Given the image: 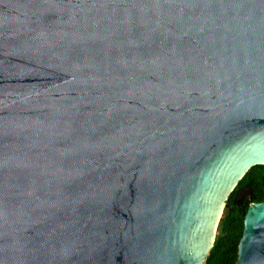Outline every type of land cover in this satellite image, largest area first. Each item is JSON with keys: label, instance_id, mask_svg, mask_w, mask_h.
<instances>
[{"label": "water", "instance_id": "water-1", "mask_svg": "<svg viewBox=\"0 0 264 264\" xmlns=\"http://www.w3.org/2000/svg\"><path fill=\"white\" fill-rule=\"evenodd\" d=\"M256 166L264 0H0V264H205Z\"/></svg>", "mask_w": 264, "mask_h": 264}, {"label": "trees", "instance_id": "trees-1", "mask_svg": "<svg viewBox=\"0 0 264 264\" xmlns=\"http://www.w3.org/2000/svg\"><path fill=\"white\" fill-rule=\"evenodd\" d=\"M264 202V166L251 168L231 193L205 264H235L243 219L252 203Z\"/></svg>", "mask_w": 264, "mask_h": 264}, {"label": "rangeland", "instance_id": "rangeland-1", "mask_svg": "<svg viewBox=\"0 0 264 264\" xmlns=\"http://www.w3.org/2000/svg\"><path fill=\"white\" fill-rule=\"evenodd\" d=\"M216 235H217V232H216Z\"/></svg>", "mask_w": 264, "mask_h": 264}]
</instances>
